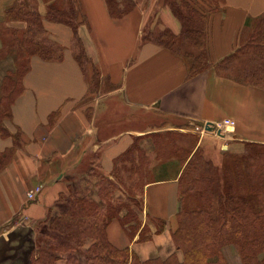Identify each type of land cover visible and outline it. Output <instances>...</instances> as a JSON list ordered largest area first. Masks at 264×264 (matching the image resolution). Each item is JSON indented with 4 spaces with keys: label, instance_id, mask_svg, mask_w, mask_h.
<instances>
[{
    "label": "crops",
    "instance_id": "crops-1",
    "mask_svg": "<svg viewBox=\"0 0 264 264\" xmlns=\"http://www.w3.org/2000/svg\"><path fill=\"white\" fill-rule=\"evenodd\" d=\"M71 3L75 33L65 22L42 19L46 40L62 57L47 61L30 55L11 117L3 122L0 118L9 133L0 131V154L13 150L0 169V243L24 228L37 235L36 229L53 212L60 195L67 193L65 176L89 156L93 166L110 177L118 158L134 147L135 137L147 133L131 127L119 130L120 116L133 120L137 114H153L183 119L199 128L231 119L235 122L231 135L219 137L223 138L222 150L241 152L246 143L264 145V89L218 68L219 62L243 43L248 24L264 14V0L220 2L209 19L207 67L195 75H190L180 55L142 40L151 8L136 7L114 19L105 0ZM15 7L31 8L27 0H0V27L6 31L18 27L24 33L26 22L7 21L6 14ZM157 23L162 30L180 33L176 18L166 7L160 8ZM76 42L81 43L91 70L78 62ZM14 53L8 54L10 59L16 57ZM3 63L0 85L4 75L15 69V65ZM94 72L99 77L98 88L107 84L108 92L95 96L90 92ZM109 99L108 105L100 106ZM177 179L173 176L147 183L141 194L144 214L164 223L160 233L153 231L150 240L138 242L137 235L129 237L118 222H112L106 231L110 244L128 248L140 261L165 260L173 254L182 261L172 241L180 211ZM39 185L42 192L28 200L27 192ZM55 264L66 262L60 259Z\"/></svg>",
    "mask_w": 264,
    "mask_h": 264
},
{
    "label": "trees",
    "instance_id": "trees-1",
    "mask_svg": "<svg viewBox=\"0 0 264 264\" xmlns=\"http://www.w3.org/2000/svg\"><path fill=\"white\" fill-rule=\"evenodd\" d=\"M105 1L112 18L125 15L116 13L109 0ZM213 2L215 0H202V7L199 5L201 8H198L194 0L193 5L185 0H175L169 6L180 22V33L175 35L169 30H163L156 39L142 36V40L154 41L180 55L188 64L190 75L201 72L207 67L209 19L220 5V2L216 5ZM47 9V14L52 18L50 20L67 22L76 32L77 23L74 20L56 16L54 19V7ZM6 18L7 21L27 23L23 38L18 41L17 47L21 49H14L16 55L23 49L29 55L36 54L47 61L62 57L55 45L44 40L42 16L36 15L29 8L21 10L15 7L6 14ZM178 41L197 51L182 50ZM239 56H249L261 62L243 71L241 80L264 89V16L256 20L247 40L223 58L218 68L223 69L224 66L223 70H226ZM76 58L78 60V56ZM17 62L14 71H8L0 85V104L5 102L8 106V110H3L0 117H6L7 114L10 116L11 106L22 89L21 80L28 65L21 70ZM78 62L81 63V60ZM12 139L18 143L16 136H12ZM12 151L8 149L0 155V169L8 162ZM224 154L223 161L214 165L196 150L179 176L182 205L183 196L194 194L200 200L199 205L193 208L183 205L176 218L172 241L181 252L182 261L175 254L165 260L140 261L128 248L117 249L112 246L106 228L113 219L123 221L131 217L128 207L118 206L112 198L103 200L99 190V200H93L74 190L75 185L67 182L68 193L60 195L53 212L48 214L42 224L37 240H33L29 232L22 237L20 234L23 232L10 234L8 241L0 243V254L6 251L0 264H55L60 259L66 264H229L224 255L225 250H232L240 259V264H264V145L246 143L240 154ZM90 166V171H94V166ZM101 180L96 182V186L99 188L105 182L102 192L117 184L106 175ZM123 209H126V213L120 216ZM152 221L157 224L154 233H160L164 228L163 221ZM123 226H126L125 223ZM145 228L146 224L139 233L138 242L151 239L152 233L142 235ZM11 237L14 238L11 240ZM11 242L18 244L14 246Z\"/></svg>",
    "mask_w": 264,
    "mask_h": 264
},
{
    "label": "rangeland",
    "instance_id": "rangeland-1",
    "mask_svg": "<svg viewBox=\"0 0 264 264\" xmlns=\"http://www.w3.org/2000/svg\"><path fill=\"white\" fill-rule=\"evenodd\" d=\"M185 1L188 4L193 5L192 0ZM220 1L221 0H215V3L213 2V5H216V3L219 4ZM109 2L112 9L115 10L116 13L126 14L136 7L141 8V10L147 11L151 8L152 12H148L150 13V19L143 29L144 32L142 36L156 39L157 36L161 32H163V30H167L160 29L157 23L158 12L160 8L166 7L168 11L173 15L172 9L169 5L172 2H175V0H109ZM201 2L202 0H194V3L197 4L196 7L198 8L200 6L202 7V5H200ZM27 4L30 5L31 8L29 9L32 12L40 17L42 16L43 19H52L49 17V14H47L48 9L46 8L52 6L55 9L53 12V18L54 16H56L62 17L64 19H69L71 21H76L75 9L72 6L71 0H27ZM36 7L37 9H35ZM262 16H264V14L260 17ZM176 20L179 26H181L179 20L177 18ZM256 20H254L253 23H249V28H246V31L243 35V43L247 40L249 34L251 33ZM9 22L11 23L12 20ZM23 34V32L20 33V31H18V27L17 30L10 31H6V29L0 27V64L6 62L3 64L9 63L8 66L12 67L16 65L15 63L18 61L17 65H19L20 68L22 67L21 70H24L27 67L26 65H28V57L30 55L23 49L20 53L18 52L14 59L12 58L13 61L9 58L8 55L9 53L15 55L14 49H21V47L17 46H19L18 41L22 40V38L20 37ZM3 36L6 38H4ZM44 40H46V38H44ZM178 44L179 47L186 52L197 51L194 47L188 46L181 41H178ZM75 48L76 57L78 56V60H81L80 64L82 65V67H84V69H90L81 43L76 42ZM258 62L259 60L253 59L249 56H239L232 61V63L226 68V70L233 74L236 78L241 79L242 72L250 70L251 68L257 66ZM222 68L224 69V66ZM98 81L99 77L98 75H96V72H94V75L92 76V80L90 82V92L93 93V96L108 92V85L105 84V86L100 87L99 89ZM109 101L110 99L104 100V102L102 101L100 103V106L108 105ZM88 104L93 105L94 102H89ZM5 105V102H2L0 104V114L3 110H8V106L6 105V107ZM114 116L117 117L118 115ZM9 117V114H7L6 117L2 116L0 118L3 122V120L8 121ZM133 118V120H128L120 116L118 118V120L120 121L119 130L131 127L135 130H142L145 132L147 131V133L142 134L141 136H136L134 139V148H131L130 151L128 150L129 152L127 151L118 158L115 167L111 171V175L109 177L111 179L112 176L113 180L111 179V181L117 184H114V186L109 189L103 190V192L101 188L105 185V182L102 183L99 188L98 185L96 186V182L102 181L101 177L105 176V174L95 167L94 171H90V165H95L92 156H89L85 163L75 167L74 170L70 171L65 176L66 183L71 182L73 185H75L74 190L81 194L90 196L93 200H99V190L102 194L103 200L106 201L107 199L112 198V200L117 202L115 204H117L118 206L123 205L122 207H128L127 211L131 212V217H126L123 221H120L119 219H113L109 223V225L112 222H118L123 231L131 238L136 235L139 236V233L145 224L146 228L143 230L142 235H149L156 229L155 226L157 224L155 225V222L152 221L154 219H149L148 215L144 214V203L142 201L141 194L147 183L156 182L158 180L167 179L173 176H177V178L179 179L181 172L196 150H199L200 154L207 160L211 161L214 165H218L223 161L225 157L224 153L232 155L240 154V151L234 150L235 148L232 149L233 151L222 150L221 145L223 143V138L220 139L219 137L229 136L231 135L230 132L222 131L220 135H217L210 131H202L201 127L199 128L197 127V125L190 124L183 119L164 118L155 116L153 114H137ZM123 122L125 125L124 127L122 126ZM0 131L4 134L8 133L7 128L5 126H2V123H0ZM80 180L81 185H79ZM178 195L180 199V191L178 192ZM183 198V205L188 208H193L200 203V200L194 194L183 196ZM183 205L180 200V209ZM125 213L126 209H123V212L120 214V216L125 215ZM123 223H125V227L123 226ZM41 228L42 227L40 226L36 230L40 231ZM17 232H23V234H20L21 237L29 232V236L32 237L33 240H37L40 235L38 233L34 236L33 234H31L33 233V231L26 228L17 230L16 233ZM13 238L11 237V240ZM11 244L16 246L15 244H18V242H11ZM87 246H89V243L87 244ZM5 253L6 251L0 254V261L6 256ZM224 255L229 264H240V259L234 255V252L232 250H225Z\"/></svg>",
    "mask_w": 264,
    "mask_h": 264
},
{
    "label": "built area",
    "instance_id": "built-area-1",
    "mask_svg": "<svg viewBox=\"0 0 264 264\" xmlns=\"http://www.w3.org/2000/svg\"><path fill=\"white\" fill-rule=\"evenodd\" d=\"M212 127V132L216 134V132H232L234 127H235V122L231 119H224L221 122L213 123L211 125ZM202 131H205L202 129ZM42 192V186L39 185L32 190L27 192V198L28 200H34L37 195H39Z\"/></svg>",
    "mask_w": 264,
    "mask_h": 264
},
{
    "label": "water",
    "instance_id": "water-1",
    "mask_svg": "<svg viewBox=\"0 0 264 264\" xmlns=\"http://www.w3.org/2000/svg\"><path fill=\"white\" fill-rule=\"evenodd\" d=\"M206 129H209V125L208 124H206V127H205Z\"/></svg>",
    "mask_w": 264,
    "mask_h": 264
}]
</instances>
